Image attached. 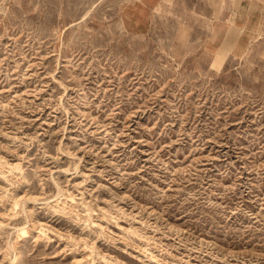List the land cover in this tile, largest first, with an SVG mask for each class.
I'll return each mask as SVG.
<instances>
[{
  "label": "rangeland",
  "instance_id": "obj_1",
  "mask_svg": "<svg viewBox=\"0 0 264 264\" xmlns=\"http://www.w3.org/2000/svg\"><path fill=\"white\" fill-rule=\"evenodd\" d=\"M134 1L0 0V264H264L263 54Z\"/></svg>",
  "mask_w": 264,
  "mask_h": 264
},
{
  "label": "crops",
  "instance_id": "obj_2",
  "mask_svg": "<svg viewBox=\"0 0 264 264\" xmlns=\"http://www.w3.org/2000/svg\"><path fill=\"white\" fill-rule=\"evenodd\" d=\"M168 0H135L128 19L140 33H147ZM173 11L186 12L188 20L204 26L206 50L224 52L227 57L244 58L249 52L263 54L264 0H171Z\"/></svg>",
  "mask_w": 264,
  "mask_h": 264
},
{
  "label": "bare ground",
  "instance_id": "obj_3",
  "mask_svg": "<svg viewBox=\"0 0 264 264\" xmlns=\"http://www.w3.org/2000/svg\"><path fill=\"white\" fill-rule=\"evenodd\" d=\"M1 173V172H0ZM16 201V200H15ZM15 205L16 206H18V205H22V203H19V202H16L15 203ZM14 205V206H15ZM13 206V207H14ZM19 207V206H18ZM26 212V211H25ZM25 229V228H24ZM28 229V228H27ZM24 230V231H22V229H21V231H22V238H21V240H26V239H28V238H30L31 237V233H32V230L30 229V230ZM90 264H94V261H92Z\"/></svg>",
  "mask_w": 264,
  "mask_h": 264
}]
</instances>
